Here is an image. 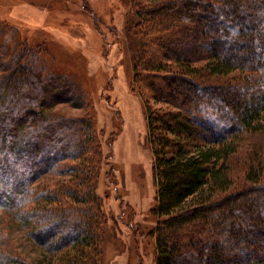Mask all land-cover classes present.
Listing matches in <instances>:
<instances>
[{
	"label": "trees",
	"instance_id": "1",
	"mask_svg": "<svg viewBox=\"0 0 264 264\" xmlns=\"http://www.w3.org/2000/svg\"><path fill=\"white\" fill-rule=\"evenodd\" d=\"M164 6L162 26L176 35L159 43L163 60L141 62L165 73L160 93L178 109L147 116L157 188L158 220L149 233L155 264H264V159L235 185L230 175L239 149L233 140L263 128L264 0ZM3 51L0 209L47 251V264H101L104 199L97 189L104 159L93 122L50 111L75 103L72 80L48 71L30 48L6 62ZM66 159L80 160L64 171H72L69 181L35 186ZM7 237L0 223V264H37L9 252Z\"/></svg>",
	"mask_w": 264,
	"mask_h": 264
},
{
	"label": "rangeland",
	"instance_id": "2",
	"mask_svg": "<svg viewBox=\"0 0 264 264\" xmlns=\"http://www.w3.org/2000/svg\"><path fill=\"white\" fill-rule=\"evenodd\" d=\"M167 1L0 0L4 61L19 48L20 54L30 48L29 55L36 54L48 71L72 80L75 103L60 102L50 111L88 118L97 132L104 159L97 189L104 199L101 264H155L157 251L149 233L158 220L153 211L157 188L147 116L151 110L178 109L160 93L165 73L145 70L141 62L143 57L163 60L159 43L176 35V29L162 26ZM262 123L257 134L233 140L239 148L230 160L233 185L252 163L264 159V119ZM79 161H61L35 186L69 181L72 171H64ZM0 223L8 234L9 252L48 263L47 251L28 237L20 220L0 209Z\"/></svg>",
	"mask_w": 264,
	"mask_h": 264
}]
</instances>
